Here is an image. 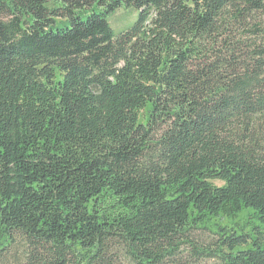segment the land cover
Returning <instances> with one entry per match:
<instances>
[{
  "label": "trees",
  "instance_id": "1",
  "mask_svg": "<svg viewBox=\"0 0 264 264\" xmlns=\"http://www.w3.org/2000/svg\"><path fill=\"white\" fill-rule=\"evenodd\" d=\"M209 262L264 264V0H0V264Z\"/></svg>",
  "mask_w": 264,
  "mask_h": 264
},
{
  "label": "rangeland",
  "instance_id": "2",
  "mask_svg": "<svg viewBox=\"0 0 264 264\" xmlns=\"http://www.w3.org/2000/svg\"><path fill=\"white\" fill-rule=\"evenodd\" d=\"M135 16V13L132 10H120L112 19L111 24L112 27L116 31H121L126 28L127 24L130 22L131 19H133ZM215 185L221 186L222 183L214 182ZM234 223L238 222V219L233 220ZM197 237L199 240L204 241H210L211 236L207 232H198ZM206 264H219L218 262H209Z\"/></svg>",
  "mask_w": 264,
  "mask_h": 264
}]
</instances>
